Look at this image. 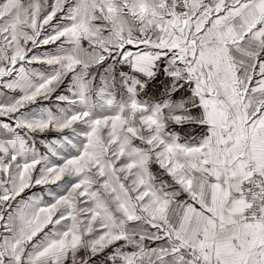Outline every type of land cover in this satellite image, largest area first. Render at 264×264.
<instances>
[{
	"label": "snow or ice",
	"instance_id": "6c2138e0",
	"mask_svg": "<svg viewBox=\"0 0 264 264\" xmlns=\"http://www.w3.org/2000/svg\"><path fill=\"white\" fill-rule=\"evenodd\" d=\"M0 264H264V0H0Z\"/></svg>",
	"mask_w": 264,
	"mask_h": 264
}]
</instances>
